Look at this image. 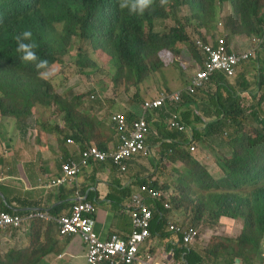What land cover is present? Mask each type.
Listing matches in <instances>:
<instances>
[{"label":"trees","instance_id":"trees-1","mask_svg":"<svg viewBox=\"0 0 264 264\" xmlns=\"http://www.w3.org/2000/svg\"><path fill=\"white\" fill-rule=\"evenodd\" d=\"M155 1L144 15L139 16L130 15L127 9H120L117 0H0V111L2 116L22 121L32 116V110L36 104L45 107L55 104L63 106V110L67 112L66 120L70 121L74 118L82 99V97L71 96L68 102L63 104L57 96L49 94L48 90L52 89L50 83L38 78L35 64L23 62L20 59L21 54L16 51V37L23 31L32 32L31 41L24 42H35L38 45L35 52L40 59L48 61V68L60 61L63 55L68 54L67 48L71 46L75 37L89 44L97 45L98 43L99 47L110 51L113 61L115 59L122 62L138 81H142L149 72L147 60L158 54L166 43L173 45L176 41L172 40L173 30H159L156 27L157 23L166 19H175V10L183 6L196 11L195 18L201 16L206 7H208V14L214 2V0H168L162 8H156ZM236 1L233 0L234 6ZM261 1L238 0L240 8L245 9V14L242 10V15L246 21L241 23V30L248 36L260 35L263 31L264 14L261 12ZM104 3L113 5V14L110 16L101 13ZM261 48L256 68L259 72H257L259 87L264 79V59L262 61L260 59L264 56V46ZM227 83L229 84L228 79L218 75L214 76L213 81L204 88L215 85L216 98H210L209 103L201 105L199 109L201 117L195 115L194 110L191 113V107L196 99H191L193 96L189 98L184 95L183 103H178L179 110L175 109L174 112L180 111L181 113L180 109L188 108L182 113L181 123L186 126L185 131L170 132L174 135L168 147L175 150L172 152L178 153L177 158L183 163L192 161L196 164L195 168L199 176L197 182L208 190L205 198L197 202L196 209H192L194 226L204 223V215L207 211L213 219L227 216L240 217L244 220L243 224L240 222L242 232L238 237L228 239L227 244L223 245L219 252L214 247L210 249L217 253L214 259L225 261V257L228 260L232 255L230 264H234L235 258L242 259L243 264H253L249 259H252L251 255L256 256L264 240V128L256 138L244 136L245 144L241 150L234 148L233 144L235 145L236 138L242 135V129L248 116H245L242 110H235L240 96ZM250 85V83L241 82L240 86L243 87L240 90L241 93L247 92ZM222 89L226 90L228 96L221 94ZM251 97L255 98L252 93ZM69 112L71 113L68 116ZM240 114L244 116L242 121L239 119ZM254 116V119H257L255 114ZM131 117L135 115L132 114ZM191 117L195 118L194 121L197 124H194L196 125L203 123V118H209L212 121L203 124L204 129L200 131L196 126L192 127ZM95 126L90 121L84 123L83 126L73 122L68 132H61L59 135L64 139V143L72 139L83 146L91 142ZM99 126H101L100 123L97 126L98 132L101 131ZM166 129L170 130L167 126ZM223 129L226 131L224 132ZM218 133L226 134V142H218L212 138ZM201 139L213 143L212 147L215 148L222 149L226 145L227 148L232 149L230 161H223L221 158L219 160L226 174V177L223 176L224 183L221 185L216 184L212 175L205 170L206 168L189 155L191 152L187 148L190 143ZM185 172L194 174L193 169H187ZM146 181L143 180L141 183H147ZM150 185L164 191L157 180H153ZM220 186L226 187L227 190L210 192L211 188H220ZM240 188L251 189V192L241 195L236 192ZM161 210L157 203L156 212L159 213ZM159 216L156 215V217ZM199 230L200 234L195 243L199 242L202 233L200 228ZM168 234L176 235V238L180 237L182 246L177 248L176 253L186 254L190 258L196 255L192 249L194 246L185 245L182 235L171 230L170 227L165 236H169ZM235 239L237 240L234 241ZM229 240H232L233 244L228 245ZM222 244L219 243L218 246ZM221 252L224 253L220 254ZM194 258L201 259V262L204 260L198 255Z\"/></svg>","mask_w":264,"mask_h":264},{"label":"crops","instance_id":"crops-1","mask_svg":"<svg viewBox=\"0 0 264 264\" xmlns=\"http://www.w3.org/2000/svg\"><path fill=\"white\" fill-rule=\"evenodd\" d=\"M215 20L218 21L217 18ZM228 22L231 26H235L237 19L231 15ZM171 96L168 95L169 98ZM100 101L102 105L100 110L103 111L106 106L102 100ZM166 106L175 107L173 102L167 100L165 108L154 110L153 114L150 112L146 114L149 126L155 120V115H158L155 117H158L159 121H162V118L166 121L170 117L171 108ZM112 113L125 116L130 121L141 118L136 115L131 117L130 112L127 114L118 109ZM102 114L97 144L90 140L92 143L89 141L90 143L85 146L96 145L103 150H112L119 144L120 133L111 124L110 116L104 114V111ZM32 117L18 121L13 117H4L0 113V211L18 213L22 217L31 211L42 212L51 218H25L18 229L9 228L0 231V264H86V247L82 239L77 235H61L56 218L70 213L72 205L81 197L96 206L95 231L100 238L105 239L114 232L122 237H128L132 232L130 215L132 194L138 191L141 184L150 185L153 180L162 183L160 177L168 182L171 179L167 178L168 171L184 166L183 161L177 158L178 153L172 152L175 150L168 147L172 143L170 139L174 133L170 132L173 131L162 126L163 129L153 130L155 134L152 136L150 133L146 155L140 154L133 158L125 173L119 172L110 163L91 164L78 174L77 183L49 187L48 181L61 174V162L72 158L79 159L78 150L71 148L72 145H66L59 135L61 132L69 131L66 126L60 125L58 131L49 128L39 133L34 132L37 130L31 129L29 121ZM180 118L182 120V115ZM194 119L191 117L192 127L199 128ZM210 121L212 120L209 119L207 123ZM157 123L161 124V122ZM26 129L29 130L27 135ZM32 133L37 134L33 136ZM222 148L227 147L224 145ZM188 149L190 151L189 147ZM158 161L164 166L159 173L158 169L161 165L158 166ZM205 167L211 173V166ZM143 180H147V183H141ZM173 189L172 186V194H174ZM167 199L168 197L162 200H148L154 210L152 234L141 246L140 253L145 254L149 251L159 260L170 256L175 264H230L232 255L228 260L225 257V261H220L214 259L217 253L210 249L214 247L219 252L223 245L227 244L229 239L227 236L236 238L241 234V223L226 216L218 218L219 227L224 231L227 239H216L206 228L205 234L202 236L201 233L198 244L192 248L196 255L190 258L186 254L176 253L177 248L182 246L179 236L176 238L173 234L165 235L170 224L194 226L189 222L184 224L188 220L194 224L193 219L186 218L183 214H186L185 209L180 210L183 206L170 207L171 210L164 208ZM157 203L162 209L159 213L156 212ZM156 215L160 216L156 217ZM213 221L217 222V218ZM203 224L200 223L199 226ZM219 243L224 244L218 246ZM194 244L195 242L192 246ZM261 244L256 256L251 255L252 259H249L253 264H264V240ZM197 255L204 258L203 262L194 258ZM236 259H239L238 264H243L240 258H235L234 264Z\"/></svg>","mask_w":264,"mask_h":264},{"label":"rangeland","instance_id":"rangeland-1","mask_svg":"<svg viewBox=\"0 0 264 264\" xmlns=\"http://www.w3.org/2000/svg\"><path fill=\"white\" fill-rule=\"evenodd\" d=\"M261 5L264 6V1L261 2ZM232 8V3L214 0L212 3V10L208 12L205 18V28H198L201 23V16L195 18L197 12L193 11L192 8L189 9L188 6L176 9L174 12L176 15L175 19H166L162 22L159 21L156 27L159 30H173L172 40L176 41H174L173 45L166 43L161 47L158 54L147 60L149 72L142 81H138L134 75L130 73L128 67L122 62L115 59L113 61L110 51L99 47L98 43L97 45H93L87 43V41H81L79 38L74 37L71 46L67 48L68 54L63 55L64 63L55 64L48 69L52 73L48 79H44L47 83H50L52 87L48 92L52 96H57L61 99L63 104H66L71 96L75 98L82 97L80 105L72 120L74 124H81L82 126L88 121H90L92 125H96L92 139L90 140L97 144V138L100 137L97 126L101 117H103V111L104 114L107 113L111 116L114 114L112 111L116 112V109H118L120 112L127 114L130 112V114H134L137 117H142L144 115L143 105L146 101L158 99L162 95L171 96L177 92L185 91L190 79L195 75V72L198 71L199 66L202 65V60L194 46V39L198 37L207 39L209 36L215 38L227 33L224 32V27H226L225 21L227 16L231 14ZM207 10L208 8L206 7V11ZM167 11H169V8H167ZM261 12L264 14V7ZM242 17L244 16L242 15ZM215 18H217L218 21H216ZM241 21L245 23L246 19L243 18ZM183 26H185L184 29ZM231 36L233 38L228 36V40L231 42L233 39L235 44L234 47L237 50L249 48V39H251L252 36L246 35L240 28L232 30ZM261 40V44H263V39L261 38ZM261 44L255 46V53L251 61L243 63L238 69L237 76L228 80L230 87H232L235 92H238L240 96L235 110H242L245 116H248V120L245 121V125L242 129V135L238 136L235 145L233 144L234 148H238V150H241L245 144L244 136L256 138L259 136V132L264 128V123H260L264 122V79L259 87V72L256 70L258 67V55H256V53ZM161 56H163V58ZM260 59L262 61L264 56H261ZM241 82L244 84H251L245 93H241L240 91L243 88L240 86ZM229 84L227 83L228 86ZM215 89V85H209L206 89L198 92L192 98L187 96L191 99H196L195 104L191 107V113L193 110L194 112H198L202 104L210 102V98H216ZM251 93L255 98L251 97ZM221 94L228 96L225 89L221 90ZM92 95L95 96V99H91ZM100 100H102L106 106L103 111L100 110L102 107ZM33 110V117L29 121L31 129L37 130L34 132L39 133L49 128L58 131L60 130V125L69 128L70 125L73 124L72 120H66L67 112L63 110V106L52 104L49 107H45L36 104ZM180 110L182 115L188 108L183 107ZM70 113L71 112L68 113V116ZM151 114H153V111H151ZM199 114H201L200 111ZM254 114L257 119H254ZM155 116V120L150 124L151 136L155 134L153 130H156V128L163 129L162 126L166 128V121H164L161 116L162 121H159V118ZM242 118H244V116L240 114L239 119L241 120ZM208 120L209 119L204 118L203 123L198 125L200 131H203V124L208 122ZM157 122H161V124ZM76 130L80 129L76 128ZM223 131L225 132L226 130ZM28 133L29 130L26 129L25 134L27 135ZM36 134L37 133H32L33 136ZM66 135H70V133H66ZM212 138L218 142H226L227 136L226 134L218 133L214 134ZM212 145L213 143L207 142L204 139L196 140L194 144L196 150L191 152V154L186 150L185 152L189 154L192 159H197L204 167L210 165V174L213 180L216 184L221 185L224 183L223 176L225 175L226 177V174L219 160L221 158L223 161H230L232 149L215 148L212 147ZM71 148H76L77 150L81 149V147L76 146H71ZM174 160H176V158H174ZM160 165L161 168L158 169V173L161 171L162 167H164L161 162H159L158 166ZM195 167L196 164L192 161H185L184 166L172 168L168 171L169 175H167V178H171L168 182L164 181L163 177L159 178L163 181L160 183L162 189L167 195L170 194V196L168 195L170 207L178 208L183 206L184 208L182 207L180 210L184 211L185 209L186 214H183L187 219L194 216L192 209H196L197 202L202 201L208 193V190L197 182L199 176ZM187 169H193L194 174H185ZM205 170L207 171V169ZM172 186L174 187L172 192L176 195L171 193ZM224 190H227L226 187L220 186V188H211L210 192ZM236 192L241 195H247L251 192V189L240 188L237 189ZM168 210H171V208ZM212 219L213 218L209 216V211H207L204 215L203 226H195L201 229L202 236L205 234L204 230L207 228L216 239L226 238L224 231L219 227L218 221L216 222ZM237 220L242 224L244 222L240 217L237 218ZM188 222L194 225L189 220L184 224H188ZM195 226H193V228H196ZM249 232L250 229L248 230V233ZM237 233L238 231L235 235H237ZM227 238L232 239L229 236H227ZM252 238H254V236H252ZM197 244L198 242L193 246ZM230 244H233L232 240H229L228 245Z\"/></svg>","mask_w":264,"mask_h":264},{"label":"built area","instance_id":"built-area-1","mask_svg":"<svg viewBox=\"0 0 264 264\" xmlns=\"http://www.w3.org/2000/svg\"><path fill=\"white\" fill-rule=\"evenodd\" d=\"M202 47V45H201ZM203 67L192 78L186 92L195 95L211 83L214 76L222 75L226 79H233L236 76L239 64L247 59V55L240 56L230 53L224 40H219L216 46L211 44L202 47ZM93 99V97H92ZM175 101L181 99L180 93L175 94ZM162 105V100L147 103L145 112L153 110ZM116 130L120 133L119 144L112 150H101L96 146L85 149L81 153L80 161L69 160L61 167V174L48 181L49 187L60 186L64 183H76L77 175L83 168L91 163H110L121 173L128 170L129 162L137 155L147 153L146 138L149 127L144 117L128 123L122 115L111 117ZM168 125L172 129L180 132L185 131V126L180 123L177 115L173 114L168 120ZM72 143V141H68ZM195 146L190 147V151H195ZM168 197L167 193L160 189H155L149 184L139 186L137 192L131 197L130 215L132 221V232L128 237H122L117 233H112L106 239L100 238L95 231L96 206L88 200L79 197L68 214L56 218L59 233L64 236H79L86 247V264H174L170 256L167 259H155L151 252L141 254V246L151 237L152 220L154 210L148 203L149 199L162 200ZM168 208V202L164 203ZM24 217V216H23ZM18 213H8L0 211V231L6 229H18L23 219L45 218L42 212H29L24 218ZM51 217L48 216L47 219ZM170 229L183 236L185 245L193 244L199 236V230L192 227L170 224Z\"/></svg>","mask_w":264,"mask_h":264},{"label":"clouds","instance_id":"clouds-1","mask_svg":"<svg viewBox=\"0 0 264 264\" xmlns=\"http://www.w3.org/2000/svg\"><path fill=\"white\" fill-rule=\"evenodd\" d=\"M221 1H223V2H228V3H232L233 4V0H221ZM263 1V0H262ZM261 1V2H262ZM117 2H118V6H119V8L120 9H127L128 10V12H129V14L130 15H139V16H142V15H144V13H145V11L146 10H148L152 5H153V3H154V0H117ZM167 2H168V0H156L155 1V7L156 8H162L163 7V5H165V4H167ZM264 6L262 5V8H263ZM208 8V7H207ZM242 10H243V8H240V5H239V2H238V0L236 1V5L234 6V4H233V8H232V12H231V14L230 15H228L227 16V18H226V27H224V32H227V33H225L223 36H217V37H215V38H213L212 36H209L207 39H204V38H196V39H194V46H195V48H196V50H197V53H198V55H199V57L201 58V60H202V65L201 66H199V68H198V71L200 70V69H202V67H203V57H205L204 55H203V53H202V47L204 46V45H209V44H211V45H213V46H216L218 43H219V40H224L225 41V44H226V46H227V48H228V50H229V52L230 53H235V54H237V55H240V56H244V55H247L248 57H247V59H245V60H242L241 62H240V64H239V68L241 67V65L243 64V63H247V62H249V61H251V59H252V56L254 55V53H255V46H259L261 43H262V40H261V38L263 39V44H261V46H260V48L258 49V51H257V53H256V55H258V53H259V51H261V47L262 46H264V26H263V31L261 32V34L260 35H249V36H252L251 37V39H249L250 40V45H249V48H247V49H245V50H237L233 45H234V41H233V39L231 40V42L228 40V36L230 37V38H233L232 36H231V31L232 30H235L236 28H240L241 29V23H242V21H241V19H243V17H242ZM208 11V10H207ZM207 11L206 10H204L202 13H201V23L199 24V26H198V28H205L204 27V23H205V18H206V16H207ZM101 13L102 14H104L105 16H110L111 14H113V5L111 4V3H104L103 4V7H102V11H101ZM192 15V14H191ZM190 15V16H191ZM231 15L234 17V18H236L237 19V24L235 25V26H231L230 24H229V22H228V19L231 17ZM190 16H187V17H190ZM200 17V16H199ZM222 24V23H221ZM235 37V36H234ZM31 39H32V32L30 31V30H26V31H23L22 33H20L17 37H16V41H17V48H16V51H17V53H20L21 55H20V59L23 61V62H26V63H34L35 64V67H36V69L38 70L37 71V75H38V78H40V79H48L49 77H50V75L52 74L51 72H50V70H48L49 68H48V61L47 60H43V59H40L38 56H37V54H36V52H35V49L38 47V45L35 43V42H30V43H25L24 41H31ZM201 45H202V47H201ZM161 55V54H160ZM162 58H163V56H161ZM61 63H64V57L60 60V61H58L56 64H61ZM55 65V64H54ZM53 66V65H52ZM238 68V69H239ZM197 71V72H198ZM197 72H195V75H196V73ZM194 75V76H195ZM193 76V77H194ZM218 76V75H217ZM222 76V75H221ZM237 76V75H236ZM235 76V77H236ZM192 77V78H193ZM223 77V76H222ZM234 77V78H235ZM192 78L190 79V81H189V83H188V85H187V87L189 86V84H190V82H191V80H192ZM224 78V77H223ZM226 79V78H225ZM228 80H231V79H228ZM212 81H213V79H212ZM186 87V88H187ZM177 93H180V95H181V99L179 100V101H175V99H174V96H175V94H177ZM177 93H175V94H173L170 98L168 97V95H162V96H160L158 99H154V100H148V101H146L145 103H144V105H143V110H144V107H145V105L147 104V103H152V102H154V101H158V100H162V105L161 106H159V107H157V108H154L153 110H148V111H146L145 112V110H144V115L142 116V117H144L145 118V120H146V122H147V124H148V127H149V133H148V136H147V138H146V145H147V140H148V137H149V135H150V126H149V122L147 121V117H146V114L148 113V112H150L151 113V111H154V110H161V109H163V108H165V103H166V101L167 100H170L171 102H173L174 103V108H171V106H166V108H171V112H172V114L170 115V117L166 120V123H165V125L167 126L168 125V120L171 118V116L173 115V114H175V115H177L178 116V118H179V121H180V123H181V113H180V111H178V112H174V110L175 109H178V103L179 102H181V103H183V101H184V95H186V96H189V97H192V96H194V95H189L187 92H186V89H185V91H182V92H177ZM92 97H93V99H95V96L94 95H92L91 96V99H92ZM179 110V109H178ZM113 115H119V114H112L111 116H110V120H111V117L113 116ZM180 115V116H179ZM195 115H198V116H200V114H199V112H196V114ZM127 121H128V123H131L132 121H135V120H132V121H130V120H128L125 116H123ZM141 117V118H142ZM201 117V116H200ZM140 118V119H141ZM137 120H139V119H137ZM203 121H204V118H203ZM111 122V124L114 126V128L116 129V127H115V125L113 124V122H112V120L110 121ZM206 123V122H205ZM182 124V123H181ZM184 125V124H183ZM170 130H172V131H175L176 129H172V128H170L169 127V125L167 126ZM186 127V126H185ZM178 131V130H177ZM191 131V130H190ZM180 132V131H179ZM191 139H192V137H191ZM72 141V143H68V141ZM194 140L190 143V146H189V148L191 147V146H194ZM66 145H72V146H76V147H81V149H79L78 150V155H79V159L78 160H76V159H74V158H72V159H69V160H75V161H80V156H81V153L85 150V149H87V148H90V147H93V146H96V145H91V146H88V147H86L85 145H83V146H81L80 144H78V143H76L74 140H72V139H68L67 141H66V143H65ZM96 147H98V146H96ZM99 148V147H98ZM100 149V148H99ZM102 150V149H101ZM104 151H107V150H104ZM69 160H66L65 162H67V161H69ZM64 162H61V167H62V164H63ZM91 164H97V163H91ZM90 164V165H91ZM101 164V163H100ZM89 165V166H90ZM112 165V164H111ZM88 166V167H89ZM87 168V167H86ZM78 176V175H77ZM77 183V182H76ZM69 184H74V182L73 183H69ZM142 185V184H141ZM165 192V191H164ZM167 202L169 203V205H170V201L167 199ZM164 206V205H163ZM164 208H166L165 206H164ZM170 208V206L167 208V209H169ZM14 213V212H13ZM227 217V216H226ZM229 218H231V217H229ZM232 219H237V218H232ZM212 220H214V219H212ZM217 221H218V219H217ZM189 227H192L193 228V226H189ZM188 228V227H187ZM195 229H198L199 230V228H195ZM199 233H200V230H199ZM109 237V236H108ZM106 239V238H105ZM198 240V238L196 239V241ZM195 241V242H196ZM192 245V244H191ZM175 264V263H174Z\"/></svg>","mask_w":264,"mask_h":264},{"label":"water","instance_id":"water-1","mask_svg":"<svg viewBox=\"0 0 264 264\" xmlns=\"http://www.w3.org/2000/svg\"><path fill=\"white\" fill-rule=\"evenodd\" d=\"M239 263V259H236V264H238Z\"/></svg>","mask_w":264,"mask_h":264}]
</instances>
